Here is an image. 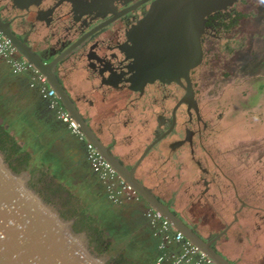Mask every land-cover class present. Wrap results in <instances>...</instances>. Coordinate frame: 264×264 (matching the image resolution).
Instances as JSON below:
<instances>
[{
  "label": "flooded vegetation",
  "instance_id": "1",
  "mask_svg": "<svg viewBox=\"0 0 264 264\" xmlns=\"http://www.w3.org/2000/svg\"><path fill=\"white\" fill-rule=\"evenodd\" d=\"M152 1L0 0V14L2 16L4 13L3 19L10 21L13 32L30 46L35 55H39L44 62L55 60V76L85 121V114L79 110L75 98L68 92L76 87L71 76L78 64L83 65L92 87L104 91L105 94L115 92V107L110 122H121V128L127 133L128 140H133L127 144L130 148L126 143L122 144L129 148L125 150L124 159L116 157L93 129H90L89 136L101 141L123 165L129 169L134 168V177L140 182L145 178L152 180L154 186L153 189L149 188L150 191L165 204L171 201L177 203L172 190L173 182L191 166L195 167L198 175L195 180L197 190L192 194L195 199L193 202L200 200L203 209L214 211L215 205L221 199L219 176L225 174V163L206 143L212 124L205 118L203 102L199 95V75L206 52L211 50L214 41L221 39L220 33L226 31L227 26L236 19L232 14L234 4L206 17L200 37L202 58L190 69L188 80L181 77L179 80L154 79L140 83V74L130 50L133 46L134 27L146 14ZM29 16H32V19H28ZM13 22L21 26V32L17 33L13 29ZM92 79L96 80L97 84L94 85ZM50 82L54 87L49 81L48 87L55 90L65 108L55 88L56 81L51 79ZM31 94L37 106L46 112L45 119L51 122L55 131L68 135L70 131L57 118L55 109L50 107L49 99L39 90H32ZM76 97L80 99L79 96ZM110 129V134L114 137V131L120 127L114 125ZM83 145L85 153L84 142ZM57 151L58 145L53 148V152ZM214 168H218L217 172ZM224 176L227 178V175ZM236 181L233 180L232 188L236 197L233 200L240 201V207L234 209L231 220L224 221L222 230L203 237L211 242L215 250L225 255L232 251L235 241L240 242L243 248L253 247L251 240L249 244H244L243 238L241 241L236 235L239 230H245L249 211L255 208L249 203L250 198L248 201L241 199L242 194L237 191L239 182ZM244 198H247V195ZM168 207L177 215L170 206ZM189 207L192 208V205ZM255 214L259 218V224L250 232L252 234H249V238L253 239L255 245H264V212Z\"/></svg>",
  "mask_w": 264,
  "mask_h": 264
},
{
  "label": "water",
  "instance_id": "2",
  "mask_svg": "<svg viewBox=\"0 0 264 264\" xmlns=\"http://www.w3.org/2000/svg\"><path fill=\"white\" fill-rule=\"evenodd\" d=\"M237 1L153 0L132 31L130 52L140 74V83L181 77L188 80L190 69L202 58L200 37L206 17ZM0 30L17 52L47 77L52 87L54 84L50 80L56 81L61 102L79 123L86 139L96 144L117 173L217 264H232L135 178L134 168L123 165L101 141L89 136L88 124L55 76V60L44 62L35 55L1 14ZM77 224L75 216L64 214L56 200L49 199L33 184L30 168L17 169L13 165L6 147L0 143V264H113L108 251L95 248L89 227Z\"/></svg>",
  "mask_w": 264,
  "mask_h": 264
},
{
  "label": "rangeland",
  "instance_id": "3",
  "mask_svg": "<svg viewBox=\"0 0 264 264\" xmlns=\"http://www.w3.org/2000/svg\"><path fill=\"white\" fill-rule=\"evenodd\" d=\"M233 10L232 14L236 19L227 26L226 31L220 33L221 39L214 41L211 50L206 52L199 75L201 77L199 95L203 102L205 118L212 124L206 143L225 163L223 172L227 178L224 175L219 176L223 195L221 194V199L215 205L214 211L203 209L200 200L191 203L184 196L178 195V191H174L177 190L176 188L182 190L180 187H189L193 191L197 190L195 180L198 170L191 166L186 173L179 175L173 182L172 190L175 192L177 204L171 203L174 204L175 209L183 213L188 210L191 215H196L199 230L204 234H211L218 231L225 220H231L234 209L240 207V201L233 200L236 198L232 188L233 180H237L236 182H239L237 191L242 194L241 199L248 201L250 198L249 203L255 208L249 211L245 230L235 231V233L238 231L237 238L241 241L243 238L244 244H249L251 240L252 249L242 248L240 242L235 241V243L239 252L248 249L247 254L250 253L251 257L252 253L259 254V249L264 250V245H255L253 239L249 238V234H252L250 232L259 224V218L255 213L264 212V0H238L234 3ZM2 94L7 95L5 92ZM8 108L10 110L11 106ZM4 116L8 121L11 120L10 114ZM2 117L0 115V123ZM20 121L30 134L35 127L34 123ZM5 123L8 122L5 121ZM15 131V138L18 145L23 146V152L14 155L6 148L11 162L17 169L30 168L33 184L39 187L49 199L56 200L64 214L75 216L78 220L77 226L89 227L81 223L83 216L75 211L80 203L85 204L90 213L97 217L107 216L112 219L117 214L116 209L108 206L107 203L105 206L91 204L89 198L81 195L83 192L81 189L58 182L57 174H53L48 167L46 169L47 164L27 149V145L19 140L21 135ZM0 143L2 144L1 140ZM25 153L32 156V161L37 159V163L21 162ZM44 158L58 164L62 157L58 151L53 152V148L50 147ZM213 170L217 172L218 168ZM242 192L247 194L244 195ZM246 195L247 198H244ZM190 205L192 208L189 207ZM110 225L107 223V228ZM90 231L93 236L91 229ZM112 233L117 234L116 231ZM119 244L122 245V242L118 238L114 241V248L108 251L112 256L113 264L115 262L112 253L121 247ZM125 252L134 256L130 249Z\"/></svg>",
  "mask_w": 264,
  "mask_h": 264
},
{
  "label": "crops",
  "instance_id": "4",
  "mask_svg": "<svg viewBox=\"0 0 264 264\" xmlns=\"http://www.w3.org/2000/svg\"><path fill=\"white\" fill-rule=\"evenodd\" d=\"M2 16H4V13ZM32 16H29L28 19H32ZM13 23V29L17 33L21 32V26L16 22ZM15 55V57L21 56L18 52ZM82 66V64H78L77 69L73 72L71 78L74 79L76 87L71 91L68 90V92L75 98V103L79 110L85 114L90 129H93L99 139L111 148V151L116 157L124 159L126 148H130L127 144L132 143L133 140H128L127 133H124L121 128V122H110V116L115 107L114 96L116 94L115 92L105 94L104 91L92 87ZM29 76L27 72L19 74L12 73L9 64L5 60L0 59V94L3 95V92L7 94L3 96L7 98L9 106L15 110L14 116L17 115L19 117V124L22 123L20 120H28L34 123L35 126L30 134L27 132L21 135L19 140L27 145V149L31 150L36 158H42V161L47 164L46 169L50 168L53 174H57L56 176L59 178L57 179L58 182L68 184L69 187L81 189L83 191L81 195L87 199L89 198L91 204L105 206V203H107L108 206L116 209L117 214L113 218L117 223L116 231L118 232L116 236L119 239L121 238L122 242V245L119 244L121 245L120 248H124L125 251L130 249L134 255L133 257L136 258H138L139 253L152 252L154 255L151 259V264H157L158 256L164 254L165 258L159 264H170L172 255L179 252V245L177 243L166 244L164 251L160 250L158 247L159 237L153 234L150 223L145 216V212L150 205L142 197L140 200H123L121 203L116 204L108 199L104 183L99 180L97 175L89 167L84 153L83 142L78 140L69 131L68 135L56 132L51 122L46 121V112H43L44 110L40 106H37L31 96L32 90H36V92L38 90L37 88L29 86ZM91 81L94 85L97 84L96 80L92 79ZM68 85H70L69 82ZM76 96H79L80 99L78 100ZM107 119L109 122H107ZM114 125H117L120 129L114 131L115 135L113 137L110 134V128ZM99 127H101L100 130L98 129ZM125 143L129 148H125L122 145ZM57 145L59 146L58 152L62 157L61 162L58 164L52 162L51 159L44 158L47 155V150L50 147L55 148ZM141 178L143 179V177ZM151 181L149 178H145L142 183L146 187L153 189L154 184ZM176 189L174 191H178V195L184 196L191 203L195 201L192 196L195 192L193 189L189 187H180L182 190H179V188ZM180 196L178 197L179 201L181 200ZM174 204L169 203L166 205L170 206L181 219L188 221V225L200 236L202 235L201 237L210 235L204 234L199 230L200 228L197 225L198 217L196 215H191L188 211L183 213L175 209ZM217 224L219 227L221 226L219 222ZM215 226L217 227V225ZM223 226L218 231L222 230ZM218 231L212 232V234ZM237 247V244H232V249L229 247L232 251H229L226 255L222 253L232 264H264V252L262 250L259 249V254L252 253L250 257V253L247 254L249 252L248 249H246L247 252L246 250L239 252V248ZM249 249L251 250L252 247L250 246Z\"/></svg>",
  "mask_w": 264,
  "mask_h": 264
},
{
  "label": "built area",
  "instance_id": "5",
  "mask_svg": "<svg viewBox=\"0 0 264 264\" xmlns=\"http://www.w3.org/2000/svg\"><path fill=\"white\" fill-rule=\"evenodd\" d=\"M16 48L0 30V59L5 60L14 74L23 72L29 73L30 87L37 88L39 92L47 97L50 107L55 109L57 118L78 140L84 142L86 159L90 169L104 183L108 199L113 203H121L123 200H139L140 194L134 187L127 183L115 170L112 164L104 157L97 146L86 139L85 133L79 123L65 109L57 97L55 90L48 87L47 77L25 57H15ZM145 216L152 226L156 227L155 235L162 234V241L159 248H164L166 244L177 243L179 252L172 255L170 264H217L199 246L186 238L184 234L177 230L172 223L153 207H148ZM165 258L161 254L157 258L159 264Z\"/></svg>",
  "mask_w": 264,
  "mask_h": 264
},
{
  "label": "trees",
  "instance_id": "6",
  "mask_svg": "<svg viewBox=\"0 0 264 264\" xmlns=\"http://www.w3.org/2000/svg\"><path fill=\"white\" fill-rule=\"evenodd\" d=\"M8 106L9 104L7 102V99L0 94V115L3 116V119L0 123V140L8 150H10L14 155H18L19 153L23 152V146L18 145V141L15 138V135L12 134V131L14 133V131L16 130L15 132H18L20 135L26 134L27 131L22 123L19 124V117H17V115L14 116L15 110L13 108L9 110ZM5 114H10L9 118L11 120L8 121L6 116H4ZM11 115H13V117ZM5 121L8 123H5ZM24 121H26L27 123L29 122L28 120ZM21 160V162L25 164H30L32 162L37 163V159H33L32 161V156L30 154H26L23 158H21ZM75 211L80 212V214L83 216V220L81 221V223L84 225H88L92 230L96 249L100 251H110L114 248V241L118 240L116 235L112 233L117 230V223L114 218L109 219L107 216H105L104 219H102V216H94L90 213L85 204L82 203H80V206L77 209L75 208ZM107 223L111 224L108 228L106 226ZM150 226L154 234V232L156 231V227L152 226L151 224ZM107 232L109 233L107 234ZM117 232L118 231H116V233ZM157 236L159 237V247V244L162 241V234L158 233ZM164 248H160V250L164 251ZM112 254L114 256L115 264H151V259L154 255L152 252H143L139 253L138 258H136L132 255L126 254L124 248H118L116 252Z\"/></svg>",
  "mask_w": 264,
  "mask_h": 264
}]
</instances>
